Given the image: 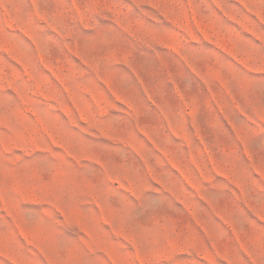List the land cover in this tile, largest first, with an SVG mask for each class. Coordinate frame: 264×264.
I'll use <instances>...</instances> for the list:
<instances>
[{
    "label": "rangeland",
    "instance_id": "1",
    "mask_svg": "<svg viewBox=\"0 0 264 264\" xmlns=\"http://www.w3.org/2000/svg\"><path fill=\"white\" fill-rule=\"evenodd\" d=\"M0 264H264V0H0Z\"/></svg>",
    "mask_w": 264,
    "mask_h": 264
}]
</instances>
